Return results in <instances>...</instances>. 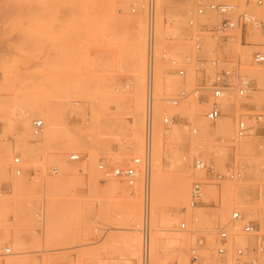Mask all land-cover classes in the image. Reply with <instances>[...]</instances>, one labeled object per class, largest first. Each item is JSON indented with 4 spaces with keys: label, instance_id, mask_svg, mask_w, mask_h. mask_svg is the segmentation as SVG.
I'll list each match as a JSON object with an SVG mask.
<instances>
[{
    "label": "rangeland",
    "instance_id": "obj_1",
    "mask_svg": "<svg viewBox=\"0 0 264 264\" xmlns=\"http://www.w3.org/2000/svg\"><path fill=\"white\" fill-rule=\"evenodd\" d=\"M145 1L0 0V200L7 204L0 210V252L5 246L11 247V253L0 255V264L24 255L38 259L48 256L51 264H124L128 259L127 237L135 235L143 239V184L139 176L132 187L126 181L125 171L135 167L141 173L145 153V86L149 54L148 20L142 7ZM165 1L168 6L161 14L156 0L154 61L159 54L166 71L177 77L179 83L160 90L154 75L157 100L152 147L151 233H154L151 218L155 202L157 124L164 131H170L177 124L179 135H166L162 146V168L168 182L162 205L172 217L178 216L177 222L164 227L170 228L164 230V236L168 238L172 232L185 236L187 264H222L215 240L220 226L231 229L229 220L235 209L264 232V132L231 140L236 121L243 112L242 103L248 101L238 99L235 94L227 95L229 102L224 106L227 109L222 116V121L228 122L230 129L224 133L217 129L216 122L207 137L201 134L198 124L207 109L206 102L192 93L177 105L170 100L182 89L190 91L199 85L204 74L213 75L219 68L228 67L233 70L234 80L239 73L254 79L251 101L256 107L261 106L264 74L257 75L252 70L264 69V65L251 61L250 52L254 47L235 42L218 46L211 28L224 15L211 12L201 15L198 7L210 2H227L236 5L235 14L246 11L260 15L264 12V0L261 5L257 0ZM132 7L136 10L133 11ZM177 13L182 14L185 22L180 24L179 33L174 34V14ZM124 15L139 18L145 28L146 71L139 87L137 74L130 68L132 33L119 24ZM213 15L218 19L213 21ZM191 19L194 24H206L202 33L211 44L198 52L204 63H198L195 55L193 62L187 65L186 75L181 76L175 72L170 57L191 49L190 37L197 29L190 23ZM257 36L254 32L252 39H259ZM216 58L220 62L214 64ZM238 58L241 59V70H237ZM154 65L155 62L153 73ZM132 94H135V104L127 100ZM42 103L55 107L56 123L52 129L45 116L32 112ZM165 113L177 116L170 127L162 123ZM21 117L26 122V129L17 123ZM109 118L114 127L105 124ZM35 119L44 122L39 134L33 132ZM134 126H138L141 134L138 158H132L130 154L134 146L130 132ZM194 128L198 129L196 133ZM74 138L81 139L76 146L73 145ZM243 141L247 146H242ZM194 142L199 143L197 149ZM72 153H79L80 158L71 159ZM197 155L214 163L219 170H241L243 179L218 181L205 177L193 165ZM17 156L20 157L18 165L14 162ZM62 159L77 168L64 178H61L59 163ZM55 166L57 172L53 169ZM15 167H20L21 173L17 174ZM178 172H183L186 180V201L183 197L176 199L169 185ZM19 179L23 180L21 186L17 185ZM198 179L205 182L204 202L192 206V184ZM49 181L55 183L52 192L47 188ZM236 183L248 185L247 191L235 190ZM51 199L57 208L56 219L54 214L52 220L55 219L62 230L52 234L51 218L47 213ZM16 203L19 209L32 208L34 218V235L22 227L23 247L13 245L12 233L8 237L4 234L18 219ZM245 219L239 222L240 228ZM183 222L185 227L181 226ZM201 237L205 244L200 248L199 260L195 261L191 249ZM238 242L244 244L246 239L238 236ZM249 243L255 245L256 241L251 238ZM165 245L160 262L155 264H182L175 246ZM262 253L259 264H264V251ZM141 257V252L139 257H133V264H141ZM149 261L154 264L150 256Z\"/></svg>",
    "mask_w": 264,
    "mask_h": 264
},
{
    "label": "built area",
    "instance_id": "obj_2",
    "mask_svg": "<svg viewBox=\"0 0 264 264\" xmlns=\"http://www.w3.org/2000/svg\"><path fill=\"white\" fill-rule=\"evenodd\" d=\"M263 0H257V4L261 5ZM142 7L147 14V30H148V74L146 79V96H145V153L141 167V173L135 167H129L125 171L126 181L131 185H135L141 178L143 184V199H144V220L142 224V257L141 264H149V242H150V203H151V173H152V147L155 127V105L156 92L154 86L153 63L155 59V35H156V0H146ZM136 10V7H132ZM236 5L227 2H210L201 4L198 7V13L206 15L208 12L220 13L223 18L211 28L217 37V45L223 46L230 42L239 43L243 46L254 47L250 52L251 61L264 65V12L260 15L248 13L246 11L235 14ZM190 23L197 27L196 31L191 35V49L185 50L181 54H174L170 57L175 72L181 76L187 73V65L192 63L196 55V61L202 65L204 60L198 56V52L209 45V38L202 33L203 27L206 24H194L193 19ZM256 32L259 39H252V34ZM257 36V37H258ZM260 37L262 40H260ZM164 54L163 57H165ZM220 62L219 58L213 60L214 64ZM238 68L241 65V59L237 60ZM200 69L205 70V67ZM237 70H241L240 68ZM233 70L228 67H221L215 71L213 75L204 74V77L199 85L192 88L190 91L182 89L179 94L171 98L174 105L179 104V101L186 98L190 93L202 98L207 106L204 113L206 119L215 122L218 118L225 114L222 107L221 99L230 93H235L238 99H247L242 103L241 116L236 121V130L232 134L231 140L241 139L251 134L264 132V97L260 107H256L255 102L251 101L255 85L252 78L246 74H238L233 79ZM252 103V104H251ZM177 120V116L165 113L162 117V123L170 127ZM44 122L42 119H35L33 122V132L39 134L42 132ZM197 132V128L193 129ZM70 158L77 160L80 158L79 153H72ZM16 165L20 163V157L14 159ZM193 165L196 170L204 173L205 177L213 180H239L243 178L241 170L227 169L225 171L217 169L216 165L207 161L202 155L194 157ZM102 167V165H101ZM57 172L58 168L53 167ZM17 174L21 173L20 167H15ZM264 176V172H263ZM203 179L195 180L191 189V202L193 205L203 203ZM237 220H243L242 212L235 209L232 212L231 223ZM182 227L186 223L181 224ZM240 231L254 238L255 245L247 243L245 245H231L230 229L222 225L218 229L216 243L217 251L222 256V264H258L260 255L264 251V232L258 227L253 220H246L242 224ZM250 238V239H251ZM205 244L203 237L199 238L198 243L191 249L192 260H198L200 257L199 251L201 246ZM233 246V247H231ZM11 253V247L5 246L0 252V255Z\"/></svg>",
    "mask_w": 264,
    "mask_h": 264
},
{
    "label": "bare ground",
    "instance_id": "obj_3",
    "mask_svg": "<svg viewBox=\"0 0 264 264\" xmlns=\"http://www.w3.org/2000/svg\"><path fill=\"white\" fill-rule=\"evenodd\" d=\"M158 6H159V11L162 14L164 7L168 6V4L166 3L165 0H158ZM211 13H215V12H211ZM181 15H182L181 13L174 14L175 24H174V27L172 29V32L174 34L179 33L180 24H183L185 22L181 18ZM217 19L218 18L216 15L212 16L213 21L217 20ZM119 21H120L119 24L121 27L131 30V33H132V35H131L132 39H131V44H130V50H131V54H130V65L131 66H130V68L134 72H136V74H137V79H136L137 82L136 83L138 84L137 87H139L142 84V81L144 80V74L146 71V33L144 30L145 29L144 24L142 23V21L139 18L132 16V15H124L121 17V19ZM157 56H159V54L158 55L156 54V60L154 61L155 62L154 75H155V80H156V84H157L158 88H160V90H161L163 87L169 89V88L177 86L179 83L177 77H174V75H169L170 73L168 71H166V69L164 68V64H163V62H161L160 56L158 58H157ZM249 60H250V58H249ZM253 68H257V66L252 67V69ZM252 71L255 72V74H257V75L262 76L264 74V69H254ZM232 94H235V93H230L227 95H232ZM227 95L221 99L222 107L224 110L227 109L224 106H227V104L229 102V98H226ZM127 100L130 101V103L135 104V94L128 96ZM36 105H38V104H36ZM35 107H34L35 109H32V112L33 113L39 112L43 116H45L46 119L48 120V126L52 129L56 123L55 107L51 104H45V103L39 104L38 106H35ZM136 115H137V113H136ZM140 116H142V115H140ZM137 121H138V119H137ZM216 122L218 123L217 129L224 131V133H226L230 129V124L228 122H223L222 116L220 118H218L215 122H212V121L206 119L204 115L203 116L201 115V120L198 122V124L201 128V134L204 137H207L210 134L211 130L214 128L213 124H215ZM17 123H18V125H21L23 127L26 125V122L24 121V119L22 117L18 120ZM139 123H140V121H139ZM105 124H109L112 127L115 126V124H113V121L111 120V118L107 119ZM25 129H26V126H25ZM156 131H157L156 137H155L156 139L154 138L155 139L154 149H155V144H156V156H155V165H154L155 166V170H154L155 202H154L153 218H151V220L153 221L152 225L154 228V233L153 234L151 233V228H150L151 234H150V242H149V256H150V260H151V257L154 260V264L157 262H160V259H161L160 254L162 253V250L166 246L165 243H168L170 245L175 246V249H176L177 255L180 259V262L182 264H187V263H189V259L187 257V245H186L185 236L180 235L178 233L176 234L173 232L170 235L168 234L169 235L168 238H166L164 236V234H165L164 230L170 229V228H164V227H166L167 225H171L173 221H176L178 219V216L172 217L171 214L168 211H166V209L162 205L164 190L166 189V187L168 185L167 184L168 182L165 178V173H164L163 168H162V146H163L164 138L166 135H168V134L171 136H178L179 135L180 127H179V125L174 124L170 131H164V129L158 123ZM130 134L132 136L130 141L134 145L132 147V149L130 150V154L132 155V158H138V157H140V152H141V147H140L141 146V134H140V130L138 129V126L137 127L134 126V128H133L132 132H130ZM45 135H48V133L46 132ZM72 141H73V145L76 146L77 143H79L81 141V139L80 138H78V139L74 138ZM24 145H26V144L24 143ZM193 146L195 149H197L199 147V143L194 142ZM242 146L243 147L247 146L245 141L242 142ZM176 159H177V161H180L179 157H177ZM59 163H60V166L62 169L61 178L68 176L70 173H73L77 169L76 166L69 164L66 161V159L60 160ZM152 163H153V160H152ZM175 177L176 178H173L174 180L171 179L172 183H169V185H171V188H172V194H173V196L176 197V199L179 197H183L184 200L186 201L188 192H187V185H186V180H185L183 172H178ZM242 179H239V180H242ZM22 184H23V180L19 179L17 185L21 186ZM135 185H133V186H135ZM247 187H248V185H246L244 183H236L233 186V188L237 191L238 190L247 191ZM47 188L51 192L54 191L55 190V183L53 181H49L47 183ZM191 205L195 206L192 203H191ZM6 206H7V204L5 203V200H0V210L5 209ZM15 207L19 211V213L17 214L18 219L14 223L15 225H13L10 228V230L4 231V234L6 237H8L12 233L14 238H15L13 245L15 247H20V246L23 247L25 244V240H24L23 234H22V227L24 226V228L28 234L34 235L35 231L32 230V228L34 227V226L32 227V222H33L34 218H33V214H32V208L28 207L27 209H21V208L19 209L18 203H16ZM150 208H151V206H150ZM56 210H57L56 205H55L54 201H52V199H51L50 204L48 206V212H47L51 218L50 222H49L51 234H52V232L62 231L61 229L59 230L58 222L56 223V220H55L56 214H57ZM54 214H55V219L53 221L52 218H53ZM150 215H151V212H150ZM244 219L245 218H243V220ZM230 221H231V219L229 220V222ZM239 222H242V220H237L231 224L232 225V227L230 229L231 245H245V244L249 243L250 238L247 234L240 231V224L241 223H239ZM33 224H34V222H33ZM238 236L245 238L246 242L244 244L239 243L238 242ZM212 239L214 240V238H212ZM240 241H242V240H240ZM126 242H127V248H128V254H126V256L128 255V259H126L124 264H133L132 258L137 257V256L139 257L140 252L142 253V251H141L142 240H141L140 236L131 235V236L127 237ZM231 247H233V246H231ZM261 259H262V256L260 255V260ZM32 262H36L39 264H51V258L48 256L43 257L41 259L26 256V255L15 256V257L8 259L6 261V264H30ZM258 264H259V262H258Z\"/></svg>",
    "mask_w": 264,
    "mask_h": 264
}]
</instances>
